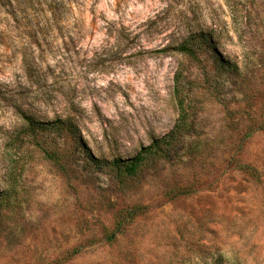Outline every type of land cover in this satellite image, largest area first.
<instances>
[{"label":"rangeland","instance_id":"374dc122","mask_svg":"<svg viewBox=\"0 0 264 264\" xmlns=\"http://www.w3.org/2000/svg\"><path fill=\"white\" fill-rule=\"evenodd\" d=\"M192 37L197 59L176 50ZM180 64L198 81L201 151L120 185L70 142L60 163L26 139L11 150L21 109L71 115L97 158L134 157L175 126ZM12 157L26 170L0 218V264L74 248L63 264H264V0H0V191ZM134 204L144 212L119 226Z\"/></svg>","mask_w":264,"mask_h":264},{"label":"trees","instance_id":"16d2710c","mask_svg":"<svg viewBox=\"0 0 264 264\" xmlns=\"http://www.w3.org/2000/svg\"><path fill=\"white\" fill-rule=\"evenodd\" d=\"M195 37L186 40L176 47V50L191 59H197L198 53L202 49V43H198ZM205 44V43H204ZM206 45V44H205ZM210 46V45H208ZM215 69L230 70L231 63L215 62ZM207 76V66H202V73ZM197 79H192L186 75L183 65H179L174 75L173 97L178 110V119L173 129L166 135L155 138L151 144L144 146L132 158L122 159L115 158L111 161L97 158L87 151L85 141L79 133L78 126L71 115L56 117L51 121L36 120L31 114L20 109V114L24 120V128L17 131L10 140L12 151H17L22 147L26 139L29 145H35L44 155L60 163L63 154L60 151L59 144L61 140L65 143H73L85 153L87 160L91 161L98 167L110 168L120 185H125L129 180H133L150 170H158L172 163L175 157L181 156L182 153L194 154L202 150L203 143L199 140V123L197 120L195 98L197 97ZM50 144L49 148L45 145ZM13 152V153H14ZM14 168L10 172L8 186L5 190L0 191V218L11 219L16 209V201L21 193V176L22 171L26 170L25 163L12 157ZM16 164V165H15ZM237 170L252 176L254 179H260L262 172L248 163L237 161ZM144 205L134 204L120 212L118 225L123 226L125 223L135 219L144 212ZM113 235H109L112 239ZM80 253L78 248H74L63 258H58L51 264H63L66 259L72 258Z\"/></svg>","mask_w":264,"mask_h":264}]
</instances>
